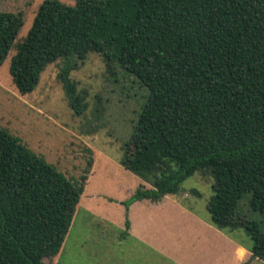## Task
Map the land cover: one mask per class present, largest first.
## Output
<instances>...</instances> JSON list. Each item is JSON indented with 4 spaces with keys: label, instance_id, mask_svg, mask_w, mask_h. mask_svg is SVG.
Instances as JSON below:
<instances>
[{
    "label": "trees",
    "instance_id": "1",
    "mask_svg": "<svg viewBox=\"0 0 264 264\" xmlns=\"http://www.w3.org/2000/svg\"><path fill=\"white\" fill-rule=\"evenodd\" d=\"M22 24V12L0 11V63L14 48L8 73L20 95L32 92L49 63L89 51L147 89L143 128L133 129L120 164L151 187L138 185L121 202L125 229L129 204L176 194L200 171L213 179L210 224L243 229L250 253L264 262V0H43L16 41ZM59 77L80 113L84 97L67 68ZM91 165L88 158L73 183L0 128V264H48ZM245 193L262 224L238 211Z\"/></svg>",
    "mask_w": 264,
    "mask_h": 264
},
{
    "label": "rangeland",
    "instance_id": "2",
    "mask_svg": "<svg viewBox=\"0 0 264 264\" xmlns=\"http://www.w3.org/2000/svg\"><path fill=\"white\" fill-rule=\"evenodd\" d=\"M42 1L0 0V11H19L23 14V24L16 41L26 34ZM59 1L75 3V0ZM89 1L81 0L83 5ZM14 53L15 49H10L0 63V128L17 136L30 150L76 184L85 171L87 159L92 158L83 185L84 188L86 183L85 192L75 206L67 231L68 246L64 244L66 249H62L52 260L53 264H170L172 257L180 255L179 233L193 243L203 237L209 238L210 244H215L216 258L223 259V264L232 263V250L226 247L223 240L206 228H193L188 218L180 215L179 209L172 208L168 201L164 202L163 208L149 210L137 206L132 210L136 220L143 222L141 237L137 238L125 236L128 229L123 227L122 205L114 202L108 204L102 201L105 198L92 199V194L101 193L123 201L139 184L151 186L120 164L124 145L133 129L143 128L138 116L148 94L145 87L121 69L117 62H106L103 55L89 51L83 59L73 55L49 63L32 92L20 95L8 73L10 58ZM65 68L70 80L76 84V92L84 97L85 108L80 113L70 107L62 87L59 75ZM212 183L213 179L208 173L195 172L181 183L180 192L171 195H175L178 201L179 197L182 200L185 198L188 208L209 220L205 204L212 194ZM249 196V193H245L241 197L238 211L247 219L262 224L261 214L248 207ZM90 202L93 203L91 207ZM92 207L95 212L88 215L92 212L88 209ZM222 232L249 250L251 239L243 229ZM160 248L164 249L163 254ZM188 255L194 262L206 259L201 255ZM47 259L43 260L48 263ZM194 262L192 264H197ZM240 264L264 262L248 256Z\"/></svg>",
    "mask_w": 264,
    "mask_h": 264
},
{
    "label": "crops",
    "instance_id": "3",
    "mask_svg": "<svg viewBox=\"0 0 264 264\" xmlns=\"http://www.w3.org/2000/svg\"><path fill=\"white\" fill-rule=\"evenodd\" d=\"M141 185V184H139ZM151 187V186H150ZM150 187H146V188H150ZM86 189V183L85 186L83 188L82 194L80 195L79 198V202L81 200V196H83L84 192ZM180 192V190H179ZM133 193V192H132ZM94 197V198H93ZM105 198L102 201H105L108 204H113V202L119 206L122 205V200L119 199H115L113 197H109L107 195H103L101 193H95L92 194V199H96V198ZM175 195H165L163 196L159 201L157 202H152L148 199H141V200H136L134 202H132L131 204H129L128 209H127V218L129 220V228H128V232L127 234H125V236H136L137 238L141 237V229H142V223L141 221L136 220L135 216H133L132 214V210L138 206V208H147L149 210H152L153 208H163L164 207V202L168 201V203L172 204V208L175 209H179V211L181 212L180 215H184L186 218H188V220L190 221V225L192 224L193 228H196V226L198 227H202V228H206V230L209 231H213V234H216L218 239L223 240V242H225L226 247L230 248L232 250V255H233V259H232V263H228V264H240L243 262L245 257H250L251 253L249 250H247L246 248H244L240 243L236 242L235 240H232V237L230 235H227L225 233H223L222 231L216 229L215 227H213L212 225H210V222L208 220V218L205 217V215H201V217L194 212L193 210H191V208H188L186 206L185 203V198L182 200L181 197H179V201L177 199L174 198ZM124 201V200H123ZM89 203V202H88ZM77 204V205H78ZM93 203L90 202V207ZM86 207H88V205L86 204ZM123 207V214H124V206ZM89 211H92L91 214L88 215H92L93 213V207L88 209ZM86 212L88 213V211L86 210ZM95 212V211H94ZM123 227H124V220H123ZM197 234V238L199 239V235H198V231H196ZM206 236V235H204ZM209 237H211V235H207ZM68 238L69 235L67 234L64 238V241L61 245L60 250L58 251V253L53 257V258H49L48 260V264H53L52 260L55 259V257L63 250L66 249L67 242H68ZM119 241V239H118ZM191 242V244H190ZM66 243V247H64V244ZM73 245V243H72ZM160 253H164V249L160 248L159 249ZM179 251H180V255L179 256H174L172 257V260H170V264H192L191 260V256L189 257L188 254H192L193 256L195 255H201L202 257H205L206 259H204L201 262H194L197 264H223L222 262H224L223 259H221L220 257L215 256V252H216V247L214 243L210 244V240L207 237H203L202 239H200L198 242L193 243L187 236H185L183 233H179ZM256 257H254L253 259H255ZM44 261V260H43ZM45 262V261H44ZM47 263V262H45Z\"/></svg>",
    "mask_w": 264,
    "mask_h": 264
},
{
    "label": "water",
    "instance_id": "4",
    "mask_svg": "<svg viewBox=\"0 0 264 264\" xmlns=\"http://www.w3.org/2000/svg\"><path fill=\"white\" fill-rule=\"evenodd\" d=\"M253 258H254V255H253V254H251V255H250V259H253Z\"/></svg>",
    "mask_w": 264,
    "mask_h": 264
}]
</instances>
